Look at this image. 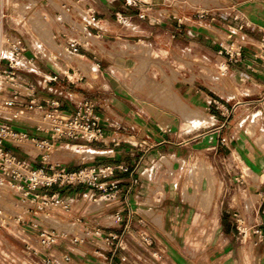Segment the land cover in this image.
Masks as SVG:
<instances>
[{
  "label": "crops",
  "instance_id": "crops-1",
  "mask_svg": "<svg viewBox=\"0 0 264 264\" xmlns=\"http://www.w3.org/2000/svg\"><path fill=\"white\" fill-rule=\"evenodd\" d=\"M33 1L55 24L54 42L60 41L68 55L53 58L50 53L57 51L47 44L49 38L43 39L42 51L34 47L32 52L22 39L25 55L32 61L30 68L16 72L17 79L32 83L39 100L59 101L65 117L83 99L92 100L104 131L94 141L53 140L51 159L71 169L125 164L129 170H116L112 178L127 192L124 200L106 203L82 198V193L90 192L85 185L62 191L52 187L50 194L73 199V206L71 212L55 208L49 215L34 214L32 204L16 191L0 188V264H48L49 253L56 258L51 264H141L144 254L137 250L130 233L136 225L146 229L150 225L145 217L136 221L137 216L153 211L163 217L179 196V136L186 125L179 101L199 116L195 122L205 121L203 127L212 132L202 142L205 150L218 146L225 153L226 165L239 166L247 182L240 193L244 200L239 205L235 200L238 193L227 188L230 199L225 209L236 212L253 200L249 219L261 229L254 242L264 256V143L260 150H252L255 143L248 140L246 124L248 117L256 115L255 126L264 133V0H141L144 7L150 6L145 16L126 0H56L59 9L53 0ZM7 3L9 0H0V30L7 37L22 38L5 31ZM201 9L209 12L203 19L197 17ZM72 42L78 43L76 53L69 50ZM231 42L241 51L236 61L227 53L233 50L225 49ZM220 88L223 95L214 90ZM20 125L39 138L51 139L34 129L31 120ZM221 132L224 137L220 139ZM15 150L39 163L33 147ZM129 210L135 213L130 228L125 222L114 223V213L123 211L127 217ZM16 217L27 223H17ZM157 226L165 229L166 223ZM85 227H101L106 234L115 235L117 246L110 250L96 238L74 243V235ZM41 229H55L62 237L49 249L42 248L37 238ZM140 233L143 239L146 231ZM12 236L19 238L21 246ZM235 238L229 229L228 242ZM193 254L184 252L183 264H188L189 255L191 264H197ZM64 256L71 259L65 261Z\"/></svg>",
  "mask_w": 264,
  "mask_h": 264
},
{
  "label": "rangeland",
  "instance_id": "rangeland-1",
  "mask_svg": "<svg viewBox=\"0 0 264 264\" xmlns=\"http://www.w3.org/2000/svg\"><path fill=\"white\" fill-rule=\"evenodd\" d=\"M43 6L52 7L51 4ZM53 6L61 8V4L56 0H53ZM41 7L33 0H9L5 10L7 14L4 20L5 31L20 35L30 52L34 51V47L42 49L41 44L45 42L43 39L49 38L47 44L58 52H51L50 55L53 58L57 55L59 59L64 56L66 59L68 54L62 48L61 42L57 41L58 44L54 42L57 40L52 32L55 24ZM67 17L71 21V15ZM73 19L76 21V18ZM72 23L76 25L75 22ZM40 53L42 55V52ZM214 90L223 95L221 88ZM182 104L184 103L179 101V113L186 125L179 136L181 142L177 167L179 196L163 217L157 216L153 211L148 212L150 216L145 213L144 216H137L136 221L145 217L150 225L148 229L136 225L130 233V237L136 242L137 250L144 254L141 264H183L182 254L188 250L194 252L197 264H264V256L260 255L254 242V236L260 235L261 229L253 226L252 220L249 219L251 214L249 203H253V200H249L246 206L236 212L225 209L230 199L227 193L229 188L238 193L235 200L239 205H242L241 201L244 200L240 193L246 188L247 182L239 173V166L237 164L230 166L229 163L226 165L223 159L225 153L218 146L210 151L205 150L202 142L213 134L208 131V127H203L205 121L195 122L199 116L192 115V110ZM168 105L175 106L171 102ZM257 118L256 115H252L246 119L248 140L255 143L253 151L260 150L264 143V133L255 126ZM220 136V139L223 138L224 133L221 132ZM247 166L244 164V169ZM206 171L213 175L212 187L206 178ZM174 183L175 181L171 185ZM227 188L228 191L225 193ZM163 221L166 223L165 229L157 226V223ZM229 229L236 237L231 243L227 240ZM141 230L146 231L147 241L142 239ZM167 235L172 236V239ZM244 237L246 240L243 242ZM11 239L17 246H21L17 236H12ZM120 248L127 250L124 245ZM188 258V264H191L192 256L189 255Z\"/></svg>",
  "mask_w": 264,
  "mask_h": 264
},
{
  "label": "built area",
  "instance_id": "built-area-1",
  "mask_svg": "<svg viewBox=\"0 0 264 264\" xmlns=\"http://www.w3.org/2000/svg\"><path fill=\"white\" fill-rule=\"evenodd\" d=\"M126 1L128 5L139 8L144 16L147 9H150L149 5L144 7L141 0ZM208 14L205 9L197 11L199 19H203ZM231 33L235 32L231 31ZM225 49L231 61H236L241 53L240 49L234 48V42ZM69 50L78 52V43L72 42ZM26 51L27 47L22 38L7 37L0 30V188L8 187L16 191L22 200L32 204L34 214L45 212L50 215L55 208L71 212L73 199H65L60 193L50 194L48 189L52 187L62 191L73 186L85 185L90 188V192L82 193L84 199L103 200L106 203L124 200L123 194L127 189L121 186L118 179H113L112 175L116 170L127 172L129 170L127 165L84 166L71 169L66 164L51 159L53 140H98L104 135L103 125L92 100L83 99L77 109L65 117L62 115L59 101L39 100L32 83H21L17 79L16 72L30 68L29 63L32 61L26 57ZM226 71L227 68L222 69L221 73L224 75ZM29 120L34 122V129L46 132L52 140L39 138L30 130L20 127V124ZM29 147L37 151L36 157L40 158L39 163H34L15 152V149ZM137 182L138 179H135L134 183ZM2 214L0 208V215ZM134 214V211L129 210L125 217L123 211H117L113 214L114 223L125 222V227L130 228ZM16 221L27 223L23 217H16ZM61 237L62 234L55 229H41L37 235L40 246L45 249L56 245ZM92 238L101 240L110 250L117 246L114 243L116 236L106 234L101 227H85L74 235L72 241L84 244ZM143 239L147 241V236L145 235ZM63 258L65 261L71 259L69 256ZM46 262L48 264L56 262L55 256L49 253Z\"/></svg>",
  "mask_w": 264,
  "mask_h": 264
},
{
  "label": "bare ground",
  "instance_id": "bare-ground-1",
  "mask_svg": "<svg viewBox=\"0 0 264 264\" xmlns=\"http://www.w3.org/2000/svg\"><path fill=\"white\" fill-rule=\"evenodd\" d=\"M87 152V151H86ZM83 154V153H82ZM198 167V166H197ZM199 169H201V166L199 167ZM206 175H207V177L206 178H208V180H209V183H210V186L212 187L213 186V175H212V173L211 172H207L206 171ZM205 175V176H206ZM206 181H207V179H206ZM209 183H208V185H209ZM211 189V188H210Z\"/></svg>",
  "mask_w": 264,
  "mask_h": 264
}]
</instances>
